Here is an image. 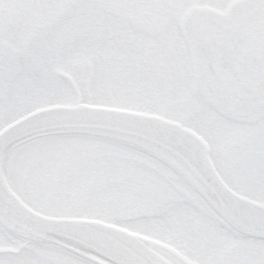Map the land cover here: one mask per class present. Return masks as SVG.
Wrapping results in <instances>:
<instances>
[{
    "label": "snow or ice",
    "instance_id": "1",
    "mask_svg": "<svg viewBox=\"0 0 264 264\" xmlns=\"http://www.w3.org/2000/svg\"><path fill=\"white\" fill-rule=\"evenodd\" d=\"M0 264H264V0H0Z\"/></svg>",
    "mask_w": 264,
    "mask_h": 264
}]
</instances>
